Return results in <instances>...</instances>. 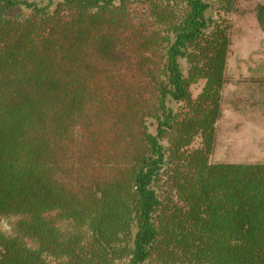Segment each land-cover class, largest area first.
<instances>
[{"label":"trees","instance_id":"1","mask_svg":"<svg viewBox=\"0 0 264 264\" xmlns=\"http://www.w3.org/2000/svg\"><path fill=\"white\" fill-rule=\"evenodd\" d=\"M247 13L0 0V264H264V158H213L231 115L264 119V38L229 69Z\"/></svg>","mask_w":264,"mask_h":264},{"label":"rangeland","instance_id":"2","mask_svg":"<svg viewBox=\"0 0 264 264\" xmlns=\"http://www.w3.org/2000/svg\"><path fill=\"white\" fill-rule=\"evenodd\" d=\"M250 13H247L243 16H233L235 23V35H234V45L235 52L230 56L229 69L233 77H240L242 74L247 73L245 69V63L249 58V51L258 46L259 39L264 38V28L260 27L253 21L249 16ZM258 55L257 53L255 56ZM244 67V68H243ZM203 81H199L193 84L192 89L197 93ZM227 115H230V112L227 111ZM259 113L251 112L249 114H243L242 116L233 114L230 116L231 119L239 124L228 125L226 130L222 134V139L219 142V145L216 151L213 154L214 159H225V158H237V159H258L264 158V150L260 149L258 143L251 142L248 143L246 148H240L237 145V141L250 139L255 137L257 139H264V119H261L258 115ZM234 121V120H232ZM225 125V126H226ZM232 139L234 140L233 142ZM255 149H254V148ZM249 151V152H248Z\"/></svg>","mask_w":264,"mask_h":264}]
</instances>
